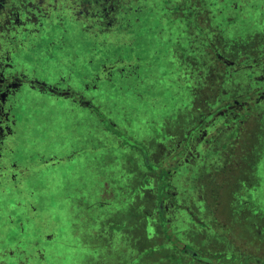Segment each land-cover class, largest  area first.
<instances>
[{
    "label": "flooded vegetation",
    "instance_id": "1",
    "mask_svg": "<svg viewBox=\"0 0 264 264\" xmlns=\"http://www.w3.org/2000/svg\"><path fill=\"white\" fill-rule=\"evenodd\" d=\"M107 90L122 94V111L131 109V117L122 118V128L107 117L117 133L106 127L101 133L113 136L124 159L134 161L145 184L151 182L149 188L133 182L141 204L129 214L135 220H145L142 206H150L155 227L166 233L187 213L203 233L208 224L195 217L184 196H192L206 217L207 205L220 207L232 180L251 181L249 193L259 190L264 0H0V200L10 194L9 205L21 211L0 206V226L23 237L27 225L42 224L33 205L41 184L64 158L78 157L77 145L62 157L56 127L47 128L46 104L63 101L103 116L99 104ZM256 136L262 151L249 169ZM236 199L241 206L251 203L243 194ZM260 216L258 225L239 222L243 237L234 240L245 249L238 247L231 259H260L246 240L255 229L264 234ZM172 236L165 239L179 252L175 257L191 264L209 259ZM54 237L0 240V264H49L45 245Z\"/></svg>",
    "mask_w": 264,
    "mask_h": 264
},
{
    "label": "rangeland",
    "instance_id": "2",
    "mask_svg": "<svg viewBox=\"0 0 264 264\" xmlns=\"http://www.w3.org/2000/svg\"><path fill=\"white\" fill-rule=\"evenodd\" d=\"M79 72L81 71H76L75 76ZM102 88L99 83L98 89ZM105 92L109 96L100 100L99 104L101 111L105 113L103 117L105 120L108 117L111 122L116 123L117 128H122V118L131 117V109L122 111V94L119 92ZM103 94L102 92L101 96ZM55 106L57 111H53ZM46 107L51 108L45 109L50 124L47 122V128L56 127V132L60 135L59 143L64 144L62 154L70 146L77 145L78 157L75 156L73 162L70 158H64L53 176H50L51 181L47 179L48 182L41 184V198H37L33 205L37 208V217L42 224L27 225L23 237L16 236L17 232L1 225L0 240L13 241L19 238L26 241L37 238L40 234L54 235V239L45 245L50 252L49 264H191L174 256L179 252L171 250L165 239L166 234H172L173 239L191 245L198 255L210 258L206 259L207 262L211 259L216 262L218 257L225 258L222 261L229 260L235 256L238 247L240 251L245 249L242 241L236 242L234 239L243 237L237 228L240 221L258 225L257 218L261 214L264 217V157L260 161L258 159L259 179L255 176L254 181L259 184L261 181L259 190L249 193L245 187L251 181L240 184L237 179L232 180L221 193L220 207L215 206L213 209L212 205H207L206 217L203 210L194 205L192 196H184L193 204L189 208L195 217H200L208 224L206 231L201 233L199 228L193 227L186 213L173 222L174 230L170 232L169 225V231L163 233L162 228L157 230L155 227L150 206H142L146 213L145 220L144 216L135 220L129 215L138 211V206H141L138 198H134L136 192L132 187L133 182L141 181L138 184L147 188L151 186V182H143L134 161L130 163L127 158L125 160L122 156L125 151L122 153V149L115 147L117 142L113 136L102 135L101 127L106 123H100V115L81 112L63 101L57 104L47 103ZM42 119L46 120L44 117ZM46 134L48 139V133ZM258 136L250 148L252 152L246 162L249 169L257 160L256 155L262 151L258 149ZM68 154L66 152L62 157ZM53 177L56 181L52 180ZM179 181L180 186H187L184 177ZM237 194H243L251 205L241 206L236 199ZM12 201L13 197L7 194L0 200V206L21 212L9 205ZM143 202L148 205L146 199ZM213 210L218 215L209 214ZM215 223L219 226H215ZM28 232L33 233V237ZM256 232L257 229L251 232V237L255 235L254 237L246 239L247 243H251L248 249L252 251L254 258H260L250 259L252 263H256V260L264 262L261 259L264 258V234L257 236ZM175 245L178 243L175 242Z\"/></svg>",
    "mask_w": 264,
    "mask_h": 264
},
{
    "label": "trees",
    "instance_id": "3",
    "mask_svg": "<svg viewBox=\"0 0 264 264\" xmlns=\"http://www.w3.org/2000/svg\"><path fill=\"white\" fill-rule=\"evenodd\" d=\"M96 109H97V108H96ZM96 113H97L98 115H100L101 118H103L102 114H100L97 110H96ZM100 120H101V119H100ZM103 120H104L103 124L106 123V124H104V127L109 128L113 133H117V131L111 129L112 127H111V125H109V123H108L107 120L102 119V121H103ZM121 144H122V142H121ZM164 187H165V184L162 183V180H161V183H160V185H159V191H158V194H159L160 196H161V194H163ZM206 259H207V258H206ZM206 259H202V260H201V259H195V260H197V261L200 260V261H201L200 263H197V264H242V263H240V262H242L241 259H229V260H223V261H222V259H219V260H217L216 262L212 261V259H211L210 262H207ZM209 259H210V258H209ZM249 260H250V259H249ZM250 261H251V260H250ZM245 262H248V260L246 259ZM244 264H246V263H244ZM253 264H264V262H262V261H257V260H256V263H253Z\"/></svg>",
    "mask_w": 264,
    "mask_h": 264
}]
</instances>
